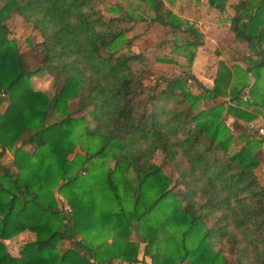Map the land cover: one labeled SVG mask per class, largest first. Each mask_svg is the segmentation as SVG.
<instances>
[{
    "label": "trees",
    "instance_id": "obj_1",
    "mask_svg": "<svg viewBox=\"0 0 264 264\" xmlns=\"http://www.w3.org/2000/svg\"><path fill=\"white\" fill-rule=\"evenodd\" d=\"M139 1L153 13L150 23L181 30L163 0ZM224 1L207 4L222 10ZM102 4L0 0V104L7 99L0 112V264H264V183L254 155L264 138L255 130L238 135L242 146L232 149L235 136L223 122L230 114L251 123L249 109L264 108V85L258 100L255 82L243 95L219 60L211 89L193 74L187 77L201 92L186 89L187 77L160 76L165 84L154 93L156 83H144V57L125 37L144 17L105 18ZM232 9L229 29L255 49L245 73L257 79L264 0ZM10 15L39 37L27 45L38 57L34 68L7 37ZM41 73L50 78L51 97L31 85ZM224 95L234 104H200ZM24 232L34 239L12 254L4 242ZM64 240L69 247L58 252Z\"/></svg>",
    "mask_w": 264,
    "mask_h": 264
},
{
    "label": "rangeland",
    "instance_id": "obj_2",
    "mask_svg": "<svg viewBox=\"0 0 264 264\" xmlns=\"http://www.w3.org/2000/svg\"><path fill=\"white\" fill-rule=\"evenodd\" d=\"M240 1L244 0H225L223 2V9L216 10L205 3V0L202 1L203 6L198 0H163L164 8L175 12L178 19L182 21L181 30L170 29L157 22L150 23L148 19L152 17L153 13L147 9L146 4L139 0H103L101 11L105 18L111 16L116 18L121 17L124 12H131L134 15L140 14L144 17V21L137 22L129 28L125 33V37L130 39V49L135 53H140L144 57L146 71L149 75L144 79V83L150 87L156 83L154 89V93H156L165 84L158 77L165 76L171 78L174 76L187 77L192 75L191 63L187 59L188 57L193 59L195 52L197 53L201 50L203 53H207V51L209 54L212 53V56L222 55L223 49L231 43L229 23L231 15L234 14L232 6ZM116 3L121 6L122 10L117 13L108 11V7L114 6ZM138 3L139 5L136 7ZM204 10L207 12L205 13ZM178 12H180L179 15H177ZM5 23L7 26V37L13 38L16 41V46H18V50L26 67L29 69L37 66V54L29 52L27 46L28 43H34L39 39L37 33L29 25L23 24L16 15H10L5 20ZM123 25L128 26L129 24L124 23ZM189 27L195 30V33L188 31L187 28ZM242 48L244 47L242 46ZM245 48L248 54L247 57L240 58L238 50L234 52L235 55L239 59H244L247 62L254 58L257 60L258 57L255 49L250 46L248 47V45ZM234 53L232 54L234 55ZM199 58L200 55L197 56V59ZM31 85L34 89H38L50 97L54 93L50 78L43 73L32 76ZM185 85L189 92H201V88L196 86V83L191 77H187ZM6 103L7 99L4 96L0 104V112ZM74 104L75 99L69 101L70 108H73ZM232 145H234L232 149H237L238 144L236 140ZM78 151L79 149L76 147L75 152ZM9 156L10 153H6L2 157V161L6 162ZM154 163L156 165L161 164V154L159 152L154 157ZM162 169H164V172L172 180L174 174L170 172L171 170L166 167H162ZM58 200L61 210L64 204L68 205L64 199L58 197ZM64 212L67 213L68 211ZM135 234L134 230L131 229L130 239L133 241L137 240ZM76 237L78 236L76 235ZM33 239V233L24 232L15 234L11 239L4 242V244L7 250L15 254L25 243ZM140 245L142 246L143 244L140 243ZM67 247H69V243L64 240L58 244L57 250L58 252H62ZM111 264L126 263L115 261Z\"/></svg>",
    "mask_w": 264,
    "mask_h": 264
},
{
    "label": "crops",
    "instance_id": "obj_3",
    "mask_svg": "<svg viewBox=\"0 0 264 264\" xmlns=\"http://www.w3.org/2000/svg\"><path fill=\"white\" fill-rule=\"evenodd\" d=\"M202 1L203 0H198V2L201 3L203 6ZM205 3H207L206 0ZM204 12L206 13L207 11L204 10ZM179 14L180 12L177 13V15ZM230 42H231L230 45L228 47L226 45V48L223 49L222 55L212 56V53H210L211 54L210 55L208 51L207 53H203L201 50L198 51L197 53L195 52L194 57L191 61L192 74L195 75L194 77L202 86L211 89L213 86V80L217 75L216 71L218 69V61L221 60L222 64L226 68H228L230 73H232L230 86L231 87L236 86L239 88L244 86V88L242 89V93L243 95H246V91L248 90V88H250V86L255 82L254 85L257 87L255 98H257L258 100L261 97V88L264 85V65H262L258 69L261 73V76L258 77L257 79L254 78V75L251 72L245 73L246 68H248L249 67L248 65L252 64L255 61V58L249 60L248 62L244 61V59L243 60L239 59V57H237L234 52L238 50V52L240 53V58L247 57L248 54L246 53L245 46H247L248 44L240 43V41L234 40L232 34H231ZM242 46L244 48H242ZM232 53H234V55ZM198 55H200L201 59L200 58L197 59ZM220 102L224 105L234 104V101L230 99L229 95L219 96L218 98H215L210 101L203 99L201 100L200 104L202 105V108H210L216 104H219ZM256 104L257 105L252 106L249 109V111H251V109L255 107L253 110L254 118L251 120V122H253V120L257 118L259 122V126H262L264 129L263 113H262L264 111V108L261 107L260 104L258 103ZM223 122L230 129L233 136H235V140L238 144L237 148L242 146V142H240V139H238V135L240 136L242 134L245 135L248 134L251 136L252 133L254 132V130L248 129V126L251 123L246 124L245 122L239 120V118H236L230 114L225 115ZM256 136L264 138V135L256 134ZM254 155L258 162L256 166L257 168L255 169V173L258 175L259 182L264 183V173L259 164V160L261 157V147H258L254 150Z\"/></svg>",
    "mask_w": 264,
    "mask_h": 264
},
{
    "label": "built area",
    "instance_id": "obj_4",
    "mask_svg": "<svg viewBox=\"0 0 264 264\" xmlns=\"http://www.w3.org/2000/svg\"><path fill=\"white\" fill-rule=\"evenodd\" d=\"M242 100H245V98H242ZM248 129L249 130H255L256 133L259 135H264V129L262 126H259V122H258L257 118L254 119L253 122H251V124L248 126ZM259 164H260V167L262 168L263 173H264V141L261 145V157L259 160ZM62 210L69 211L68 205L64 204L62 207Z\"/></svg>",
    "mask_w": 264,
    "mask_h": 264
},
{
    "label": "water",
    "instance_id": "obj_5",
    "mask_svg": "<svg viewBox=\"0 0 264 264\" xmlns=\"http://www.w3.org/2000/svg\"><path fill=\"white\" fill-rule=\"evenodd\" d=\"M257 51L259 53V56L262 60H264V48L263 47H257Z\"/></svg>",
    "mask_w": 264,
    "mask_h": 264
}]
</instances>
